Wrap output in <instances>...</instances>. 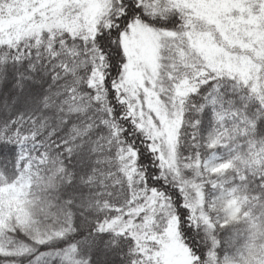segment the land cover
<instances>
[{"label": "snow or ice", "instance_id": "6c2138e0", "mask_svg": "<svg viewBox=\"0 0 264 264\" xmlns=\"http://www.w3.org/2000/svg\"><path fill=\"white\" fill-rule=\"evenodd\" d=\"M0 264H264V0H0Z\"/></svg>", "mask_w": 264, "mask_h": 264}]
</instances>
